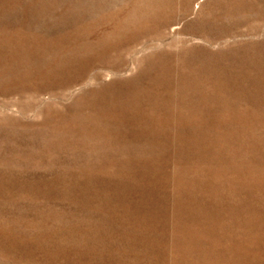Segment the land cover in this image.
<instances>
[{
  "label": "rangeland",
  "instance_id": "obj_1",
  "mask_svg": "<svg viewBox=\"0 0 264 264\" xmlns=\"http://www.w3.org/2000/svg\"><path fill=\"white\" fill-rule=\"evenodd\" d=\"M0 264H264V0H0Z\"/></svg>",
  "mask_w": 264,
  "mask_h": 264
}]
</instances>
